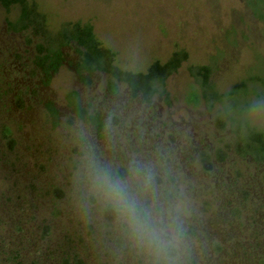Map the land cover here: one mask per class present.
<instances>
[{"label":"rangeland","instance_id":"374dc122","mask_svg":"<svg viewBox=\"0 0 264 264\" xmlns=\"http://www.w3.org/2000/svg\"><path fill=\"white\" fill-rule=\"evenodd\" d=\"M28 1L45 15L50 29L68 22L89 23L97 39L115 52L123 70L145 71L156 60L165 62L177 49L184 50L188 58L167 79V97H158L151 106L130 100L123 90L117 97L108 96L101 77H97L93 88L78 85L67 63L44 88L26 69L28 52H33L27 34L8 30L7 21H14L17 11L7 14L0 6V129L8 127L15 141L10 150L0 135L3 249H23L27 264L34 260L57 264L46 256L38 257L34 251L36 245L45 250V242L38 239L41 224L53 223L52 239L60 236L61 227L82 232L87 221L99 224L96 211L100 203L95 199L91 204L88 197L91 166L108 169L125 164L130 170L126 181L133 192L144 197L136 196L141 204L149 203L150 218L161 226H180V264H264V168L238 160L228 152L226 161L217 163L211 171L205 170L201 151L219 146L218 141L226 140L230 132L216 124L218 106L209 111L186 101L192 84L188 67L192 65L213 62L212 79L220 92L256 76L262 80L258 82L259 98H254L250 86L248 95L236 97V103L228 105L227 110L236 126L249 121L264 129V19L254 15L247 5L248 1L261 13L257 0ZM72 88L103 114L112 112L118 117V124L110 127L104 141L79 122L67 124L69 112L64 97ZM18 97L23 108L17 105ZM47 100L60 110L57 128L47 121ZM154 176L163 180V186L155 182ZM69 182L76 190H81L83 183L86 193L85 203L75 196L72 204H67L65 208L71 206V215L53 218L52 198L36 199L39 203L31 208L36 202L32 199L37 198L32 185L45 189L50 184L64 187ZM165 189L171 199L164 194ZM244 190L249 193L247 200ZM84 210L90 218L83 222ZM71 219L83 225H73ZM190 224L197 229L194 236L184 235ZM15 225H21L24 233L15 234ZM216 245L221 252H216ZM98 249H91L89 256L110 252L118 264H139L135 256L140 254L142 262L148 264V256L141 250H133L126 260L111 244L101 252ZM107 259L101 257L102 262Z\"/></svg>","mask_w":264,"mask_h":264},{"label":"trees","instance_id":"16d2710c","mask_svg":"<svg viewBox=\"0 0 264 264\" xmlns=\"http://www.w3.org/2000/svg\"><path fill=\"white\" fill-rule=\"evenodd\" d=\"M257 3L261 7V13L252 9L253 5L247 1L252 13L264 19L263 0H257ZM0 6L7 14L17 11L14 21H7L8 30L13 33L28 35H26L27 44L33 45V52H28L26 69L29 68L32 78L40 82L44 88L49 87L54 75L67 63L69 71L78 85L93 88L97 82V77H101L104 90L108 96L117 97L120 91L123 90L130 100H140L144 105L151 106L158 97H167V79L176 73L188 58L184 50L177 49L165 62L161 63L156 60L145 71L123 70L116 62L115 52L105 47L97 39L93 27L89 23L68 22L62 23L57 29H50L45 15L38 10L36 4L30 3L28 0H0ZM34 40L36 43L33 42ZM68 58H70L69 61H67ZM188 72L192 84L187 93L186 101L194 107L203 106L209 111L218 106L219 115L216 117V124L222 131L227 129L230 132L229 136L226 137L227 141L220 139L218 141L219 146L214 149L207 147L201 151L199 157L203 168L207 171L213 170L217 163L227 160L228 152H231L232 156L238 160L251 161L253 165L264 168V129L257 128L249 121L236 126L235 120L227 110L228 105L236 103L234 101L236 97L248 95L247 92L250 86L254 91V98L258 99L257 92L259 93L258 90L261 87L258 86V82L262 83V80L256 76L242 79L227 91L220 92L212 79L214 73L213 62L206 65H192L188 67ZM64 102L65 108L69 112L67 124L72 125L79 122L91 128L99 141H104L109 135L110 127L118 124V117L114 113L103 114L93 104L85 102L78 89H70L64 97ZM17 105L23 108L20 97L17 98ZM246 106L249 105L246 104ZM44 109L47 121L52 128H57L60 121V110L50 100L44 103ZM0 135L8 143L9 149L12 150L15 141L9 128L3 126L0 129ZM77 154L82 153L78 151ZM108 169L125 180L130 177V170L127 169L125 164H120L116 168L109 166ZM236 175L238 178L241 177L238 171ZM153 179L158 185L163 186L164 182L159 176H154ZM171 180L169 178V181ZM262 182L264 183V175ZM73 184L69 182L64 187L50 184L45 189L32 185L31 189L35 196L37 194V198L32 199V201L52 198L53 218L58 219L62 216H68V214L71 215V211H69L71 206L70 209L65 207L72 204L75 196L79 197L82 204L86 202L83 197L86 195L82 188L83 183L80 187L81 190L74 189ZM164 194H168L167 198H172V195L166 189ZM243 194L247 200L249 193L244 190ZM135 195L144 198L140 193H135ZM88 197L90 203L95 204V198L90 195ZM61 202L63 203L62 206ZM36 203L39 202L32 203L31 208L36 207ZM58 204H60V207H58ZM148 205V202L142 204L150 217L149 210H147ZM87 212V210L82 211L83 222L86 218H90ZM96 212V216H98L96 220L99 224L87 221L88 224L82 232L77 229L74 230V228L70 230L61 227L60 236L58 235L55 239H52L55 231L53 223L46 224L43 222L39 227L41 233L38 239L45 242V250H42L38 245L35 246V243H31L32 246H35L34 251L37 256H44L43 259L46 256L49 261H55L57 264H111L112 262L116 264L117 258L110 252L104 255L101 253L93 254V258L89 256V252L91 249L99 250L98 248L101 252L108 244L115 247L120 254L122 253L126 260L130 259L129 254L133 250L139 252L140 249L133 246L121 222L110 209L100 204ZM233 214L237 216L238 212L234 210ZM74 221V219H71L69 223L76 226L83 225L82 221L76 220V224H74ZM23 231L21 225H15V234L24 233ZM196 231L197 229L190 224L184 230V235L194 236ZM30 242L27 240V244H30ZM3 248L5 247L0 244V264L3 262L6 264H27L22 253L23 249L19 250L17 247L14 249ZM215 250L221 252L222 248L216 245ZM2 256H4V259L1 258ZM102 256L109 259L102 262ZM135 257L138 258L139 264H144L142 262L143 257L140 254H136ZM29 264L39 263L34 260Z\"/></svg>","mask_w":264,"mask_h":264},{"label":"clouds","instance_id":"9594fccd","mask_svg":"<svg viewBox=\"0 0 264 264\" xmlns=\"http://www.w3.org/2000/svg\"><path fill=\"white\" fill-rule=\"evenodd\" d=\"M88 194L115 214L133 246L147 254L148 264H180V226L153 221L128 181L106 167L92 165Z\"/></svg>","mask_w":264,"mask_h":264}]
</instances>
